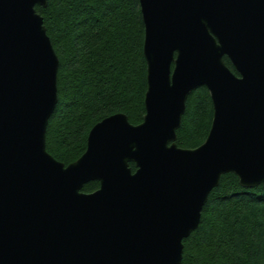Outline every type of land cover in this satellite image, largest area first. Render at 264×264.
I'll return each instance as SVG.
<instances>
[{"label":"water","instance_id":"obj_1","mask_svg":"<svg viewBox=\"0 0 264 264\" xmlns=\"http://www.w3.org/2000/svg\"><path fill=\"white\" fill-rule=\"evenodd\" d=\"M139 2L143 121L105 117L66 165L46 148L60 64L36 9L48 0H0V264H181L224 174L264 182V0ZM203 85L212 124L184 148L177 132Z\"/></svg>","mask_w":264,"mask_h":264},{"label":"trees","instance_id":"obj_2","mask_svg":"<svg viewBox=\"0 0 264 264\" xmlns=\"http://www.w3.org/2000/svg\"><path fill=\"white\" fill-rule=\"evenodd\" d=\"M36 9L60 60L46 148L68 165L85 152L98 121L118 112L133 124L143 121L148 80L141 6L139 0H48L47 7ZM212 119L209 90L199 86L188 97L178 145L202 144ZM99 185L91 181L82 190L90 193ZM181 264H264V182L244 188L237 175L224 174L199 227L184 239Z\"/></svg>","mask_w":264,"mask_h":264}]
</instances>
